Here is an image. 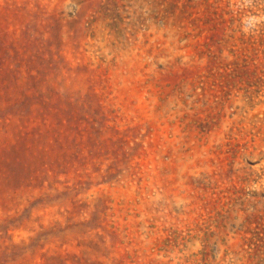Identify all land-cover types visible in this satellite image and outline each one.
<instances>
[{
	"label": "rangeland",
	"instance_id": "374dc122",
	"mask_svg": "<svg viewBox=\"0 0 264 264\" xmlns=\"http://www.w3.org/2000/svg\"><path fill=\"white\" fill-rule=\"evenodd\" d=\"M0 264H264V0H0Z\"/></svg>",
	"mask_w": 264,
	"mask_h": 264
}]
</instances>
